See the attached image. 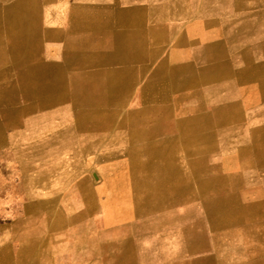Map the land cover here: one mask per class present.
<instances>
[{"label":"crops","instance_id":"crops-1","mask_svg":"<svg viewBox=\"0 0 264 264\" xmlns=\"http://www.w3.org/2000/svg\"><path fill=\"white\" fill-rule=\"evenodd\" d=\"M263 102L264 0L4 1L0 204L19 210L23 196L38 195L32 215L46 222L28 237L8 230L22 217L3 221L0 264H42L67 229L54 205L73 185H59L57 171L43 167L55 156L103 161L106 148H125L130 162L146 163V180L164 178L174 189L200 179L213 186L200 182L199 194L229 195V173L223 178L211 164H229V132L241 131L252 164L264 168V142L250 145V132L264 130ZM186 162L197 169L185 173Z\"/></svg>","mask_w":264,"mask_h":264},{"label":"rangeland","instance_id":"rangeland-1","mask_svg":"<svg viewBox=\"0 0 264 264\" xmlns=\"http://www.w3.org/2000/svg\"><path fill=\"white\" fill-rule=\"evenodd\" d=\"M4 1L8 2L0 0V9ZM261 107L264 108V102ZM261 119L264 122V118ZM240 132H229L233 133L229 139V164H211L216 165V173L223 178L229 173V195L199 194L200 179L179 180L180 187L174 189L158 184V188L152 190V184H164L165 179L146 180V163L130 162L123 151L125 148H106V156L100 158L103 161L91 156L89 162L75 163L65 160L64 155L55 156L56 162L43 164V167L57 171L59 178L55 181L59 185L72 184L73 188L56 196L55 220L59 224L66 223L67 229L55 234L42 264H194L198 259L210 257L215 264H264V168L252 164L255 153L246 147L245 132ZM236 134H240L238 140ZM250 134V145L264 142V130ZM197 165L186 162L179 167L188 174L193 168L197 169ZM87 175L88 180L85 179ZM177 182L175 178L166 183ZM138 184L151 188L148 191ZM156 192H159L157 200L144 201L145 193L149 200L150 194L153 197ZM23 197L25 203L19 210H3L0 204V225L8 222L7 218L22 217L21 227L8 230L16 233L20 230L21 235L28 237L43 233L44 227L39 226L46 222L45 219L32 215L30 208L39 196L27 194ZM226 197L232 199L229 204L232 217L228 210L227 216L216 212L218 223L213 227L205 217L203 201ZM164 199L166 201L162 202ZM249 207L256 210L247 213ZM234 210L238 211L236 215ZM236 219L239 221L233 224L232 220ZM198 245L199 252H188L189 247L196 251Z\"/></svg>","mask_w":264,"mask_h":264},{"label":"bare ground","instance_id":"bare-ground-1","mask_svg":"<svg viewBox=\"0 0 264 264\" xmlns=\"http://www.w3.org/2000/svg\"><path fill=\"white\" fill-rule=\"evenodd\" d=\"M229 2V1H228ZM15 30H17V29H15ZM93 34H94V32H93ZM92 34V35H93ZM11 39V38H10ZM15 39V38H14ZM18 39V38H17ZM21 39V38H20ZM23 40V39H22ZM66 42V41H65ZM73 43V42H72ZM25 44V43H24ZM26 45V44H25ZM14 51H15V49H14ZM29 53V52H28ZM74 53V52H73ZM72 53V54H73ZM76 55V54H75ZM16 58V57H15ZM78 58V57H77ZM70 60V59H69ZM11 61H12V59H11ZM17 68H19V67H17ZM16 68V69H17ZM23 69V68H22ZM21 70V69H20ZM53 70V69H52ZM18 71V70H17ZM50 71V70H49ZM96 71V70H95ZM81 72V71H80ZM23 73V72H22ZM21 73V74H22ZM85 73V72H84ZM90 73V72H89ZM25 74V73H24ZM23 74V75H24ZM156 74V73H155ZM91 75H92V73H91ZM99 75V74H98ZM156 76V75H155ZM62 78V77H61ZM126 78H130V76L129 77H126ZM156 78V77H155ZM18 79V78H17ZM24 79V78H23ZM59 79V78H58ZM91 79V78H90ZM120 79V78H119ZM123 79V78H122ZM60 80V79H59ZM72 80V79H71ZM84 80V79H83ZM86 80V79H85ZM93 80H94V77H93ZM109 80V79H108ZM130 80V79H129ZM150 79H148V81H149ZM62 81V80H61ZM80 82V81H79ZM87 82H88V79H87ZM112 82V81H111ZM118 82V81H117ZM76 83V82H75ZM81 83V82H80ZM79 83V84H80ZM121 83V82H120ZM146 83V82H145ZM82 84H84V82L82 83ZM91 84H93V83H91ZM60 85V84H59ZM62 85V84H61ZM60 85V86H61ZM77 85V84H76ZM75 85V86H76ZM216 85H218V84H216ZM81 86V85H80ZM94 86V85H93ZM108 86V85H107ZM163 86V85H162ZM109 87V86H108ZM165 87H167V86H165ZM230 87V86H229ZM50 88V87H49ZM144 88H146V87H144ZM143 88V89H144ZM66 89H67V87H66ZM82 89H83V87H82ZM147 89V88H146ZM164 89V88H163ZM159 91V90H158ZM229 91H230V88H229ZM79 92V91H78ZM144 92V91H143ZM154 92V91H153ZM76 93V92H75ZM80 93H82V92H80ZM122 93V92H121ZM223 93V92H222ZM68 94H70V93H68ZM74 94V93H73ZM78 94V93H77ZM152 94V93H151ZM118 95V94H117ZM88 96V95H87ZM86 96V97H87ZM103 96V95H102ZM120 96V95H119ZM118 96V97H119ZM213 96V95H212ZM75 96H73V98H74ZM114 97V96H113ZM82 98H84V97H82ZM120 98V97H119ZM158 98V97H157ZM70 99V98H69ZM71 99H72V97H71ZM87 99V98H86ZM152 99V98H151ZM106 100V99H105ZM157 101V100H156ZM115 102V101H114ZM121 102H122V100H121ZM141 102V101H140ZM151 102V101H150ZM40 103V102H39ZM82 103V102H81ZM124 102H122V104H123ZM169 103V102H168ZM142 104V103H141ZM149 104V103H148ZM156 104V103H155ZM109 105H111V104H109ZM222 105H224V104H222ZM220 107H221V105H219ZM89 107V106H88ZM171 107V106H170ZM194 107H196V106H194ZM228 107V106H227ZM76 108H78V107H76ZM191 108V107H190ZM214 108V107H213ZM75 109V108H74ZM117 109V108H116ZM147 109V108H146ZM158 109V108H157ZM169 109V108H168ZM219 109V108H218ZM106 110V109H105ZM114 110H115V108H114ZM216 110V109H215ZM73 111H75V110H73ZM72 111V112H73ZM144 111V110H143ZM93 113V112H92ZM140 113V112H139ZM153 113V112H152ZM130 114H132V112L130 113ZM219 114H220V112H219ZM28 115V114H27ZM227 115V114H226ZM11 115H9V117H10ZM70 116H72V115H70ZM12 117V116H11ZM110 117H112V116H110ZM224 117V116H223ZM116 118V117H115ZM219 118V117H218ZM88 119V118H87ZM111 119V118H110ZM223 119V118H222ZM12 120V119H11ZM85 120V119H84ZM106 120V119H105ZM108 120V119H107ZM118 120V119H117ZM119 121H121V120H119ZM137 121V120H136ZM176 121V120H175ZM221 121V120H220ZM229 121V120H228ZM118 122V121H117ZM98 123V122H97ZM101 123H103L104 124V121L103 122H101ZM109 123V122H108ZM92 124V123H91ZM113 124H114V122H113ZM119 124V123H118ZM124 124V123H123ZM97 125V124H96ZM117 125V124H116ZM121 125H122V123H121ZM229 125V124H228ZM98 126V125H97ZM103 125H101V127H102ZM106 126V125H105ZM117 127H120V126H116V128ZM115 128V127H114ZM217 128V127H216ZM73 129V128H72ZM78 130V129H77ZM112 130V129H111ZM81 131H82V129H81ZM104 131V130H103ZM90 132V131H89ZM101 132V131H100ZM105 132V131H104ZM91 133V132H90ZM89 133V134H90ZM221 133V132H220ZM219 133V134H220ZM75 134V133H74ZM96 134V133H95ZM97 134H98V132H97ZM100 134V133H99ZM102 134V133H101ZM218 134V135H219ZM240 134H241V132H240ZM239 134V135H240ZM177 135V134H176ZM175 135V136H176ZM76 136V135H75ZM99 136V135H98ZM107 136V135H106ZM171 136V135H170ZM174 136V135H173ZM104 138H106V137H104ZM99 139H101V138H99ZM103 139V138H102ZM224 139V138H223ZM74 140H75V138H74ZM191 140V139H190ZM228 140V139H227ZM93 141V140H92ZM95 141V140H94ZM191 141H193V140H191ZM215 141V140H214ZM186 142H188V141H186ZM195 142V141H194ZM76 143V142H75ZM37 144V143H36ZM164 144V143H163ZM229 144H230V142H229ZM34 145H35V143H34ZM64 145V144H63ZM150 145V144H149ZM31 146V145H30ZM148 146V145H147ZM155 146H157V145H155ZM162 146V145H161ZM166 146V145H165ZM65 147V146H64ZM164 147V146H163ZM162 147V148H163ZM166 148V147H165ZM186 150V149H185ZM162 153V152H161ZM152 154H154V152L152 153ZM157 154H158V152H157ZM167 154V152H166V150H165V153H163V155H166ZM219 154V153H218ZM229 155V154H228ZM229 156H227V158H228ZM218 159V158H217ZM225 164V163H224ZM135 166V165H134ZM227 168V167H226ZM160 170H161V168H160ZM131 171H132V169H131ZM137 178V177H136ZM116 179V178H115ZM111 182V181H110ZM109 182V183H110ZM131 183V182H130ZM208 183V182H207ZM133 184V183H132ZM158 184H160V185H164L162 182H156L155 184H152L153 186H151L152 187V190L153 189H157L158 188ZM213 183H208V184H202L201 183V186H202V188L203 187H207L208 188V186H213L212 185ZM155 185V186H154ZM206 185V186H205ZM132 186V185H131ZM138 186H143V188L145 187L146 189H148V191L150 190V188H149V186L148 185H139L138 184ZM136 188H137V186H135ZM215 187V186H214ZM218 187V186H217ZM216 187V188H217ZM140 189V188H139ZM129 190V189H128ZM143 190V189H142ZM126 191V190H125ZM130 191H131V188H130ZM146 190H144V192H145ZM179 190L177 189V191H176V193L178 192ZM211 192V191H210ZM137 193V192H136ZM122 194V193H121ZM131 194V193H130ZM146 195H145V200L144 201H152V200H157V194H159V192H156V193H154V196L152 197L151 196V194L153 195V193L151 192V194H150V196H149V200H148V193H145ZM261 194H262V192H261ZM121 196V195H120ZM128 196H129V194H128ZM119 198V197H118ZM116 199V198H115ZM114 199V200H115ZM207 199V198H206ZM122 200V199H121ZM140 200H141V197H140ZM166 200L164 199V200H162V202H165ZM231 199H229V197L227 198L226 197V199H215V200H213L212 198H210L209 200H206V201H203L204 202V204H205V206L206 207H204V214H205V217H206V219H207V221L209 222V224L210 225H212L213 227L214 226H216L217 227V223H218V221H217V219H216V212H219V214L221 215V216H227L228 214L226 213V210H228L229 211V217L231 218L232 217V214L230 213V210H229V204H231ZM239 201V200H238ZM118 202H119V200H118ZM121 202V201H120ZM119 202V203H120ZM261 202H263V201H261ZM260 202V203H261ZM246 203V202H245ZM248 203V202H247ZM128 204H129V202H128ZM237 204V203H236ZM264 204V203H263ZM243 205H244V203H243ZM151 206H153V204L151 205ZM246 206H247V204H246ZM199 208V207H198ZM249 208H251V207H249ZM240 209V208H239ZM194 210V209H193ZM241 210V209H240ZM133 211V210H132ZM238 211H236V210H234V215H236V213H237ZM196 214H197V212H195ZM188 214V213H187ZM189 214L191 215V213L189 212ZM127 216V215H126ZM186 216H188V215H186ZM202 216V215H201ZM200 216V217H201ZM116 217V216H115ZM203 218V217H202ZM201 218V219H202ZM199 219V218H198ZM205 219V220H206ZM241 219V218H240ZM115 220V219H114ZM146 220V219H145ZM196 220V219H195ZM198 221V220H197ZM233 221V224L234 223H237L239 220L238 219H236V220H232ZM161 222V221H160ZM160 222H159V224H160ZM201 222V221H200ZM229 223H230V220H229ZM142 225V224H141ZM145 225V224H144ZM152 225V224H151ZM158 225V224H157ZM140 226V225H139ZM200 226V225H199ZM229 226V225H228ZM154 227V226H153ZM157 227V226H156ZM138 228V227H137ZM186 228H188L187 226H186ZM139 229V228H138ZM145 229V228H144ZM143 229V230H144ZM179 230V229H178ZM188 230V229H187ZM138 231V230H137ZM172 231V230H171ZM175 232V231H174ZM163 234H164V232H162ZM168 234H171V233H168ZM162 235V234H161ZM239 235V234H238ZM174 236V235H173ZM203 236V235H202ZM152 237V236H151ZM151 239V238H150ZM160 240V239H159ZM137 241V240H136ZM146 241H149V240H146ZM236 241V240H235ZM142 242H143V240H142ZM136 243V242H135ZM139 243V242H138ZM154 243V242H153ZM152 243V244H153ZM160 244V243H159ZM138 246V245H137ZM155 246V245H154ZM157 246H158V244H157ZM141 247V246H140ZM144 247V246H143ZM161 247V246H160ZM157 250V249H156ZM195 249H191L190 247L188 248V252L189 253H197V252H199L200 250H199V245H198V247H197V249H196V251H194ZM143 251V250H142ZM140 253V252H139ZM148 253V252H147ZM150 253V252H149ZM205 253V252H204ZM155 255V254H154ZM209 255V254H208ZM156 256V255H155ZM173 257H176V256H173ZM197 257H198V255H197ZM21 258V257H20ZM149 258V257H148ZM157 258V257H156ZM202 258V257H201ZM204 258V257H203ZM150 259V258H149ZM152 259H153V257H152ZM160 259V258H159ZM21 260V259H20ZM144 260V259H143ZM161 260V259H160ZM121 261V260H120ZM148 262V261H147ZM156 262V261H155ZM163 262V261H162ZM165 262V261H164ZM215 262V260L212 258V257H210V258H204V259H198V261L196 262V263H194V264H215L214 263ZM120 263V262H119ZM161 263V262H160ZM193 263V262H192ZM110 264V263H109ZM113 264V263H112ZM115 264V263H114ZM118 264V263H117ZM121 264V263H120ZM141 264V263H140ZM150 264V263H149Z\"/></svg>","mask_w":264,"mask_h":264}]
</instances>
